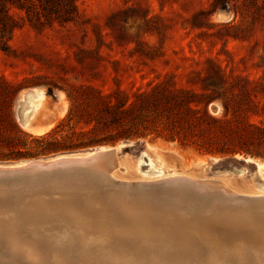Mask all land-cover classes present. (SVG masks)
<instances>
[{
    "label": "rangeland",
    "instance_id": "1",
    "mask_svg": "<svg viewBox=\"0 0 264 264\" xmlns=\"http://www.w3.org/2000/svg\"><path fill=\"white\" fill-rule=\"evenodd\" d=\"M76 5L75 22L41 28L25 22L24 13L10 11L19 28L7 41V48L0 49V107L2 100H9L11 120L20 133L38 136L18 124L16 99L23 90L43 89L48 110L55 115L50 131L66 117L75 99L79 107L74 109L73 124L80 113L91 109L86 101L93 97L131 99L134 93L166 80L177 89L196 94L201 101L213 97L207 111L214 118L232 119L235 111L234 115L242 114L252 124L264 122L260 116L264 112V5L260 0H78ZM221 98L230 104L229 113L224 111ZM1 112L0 136L10 139L15 132ZM118 142L132 144L120 157H127L136 167L140 153L149 145L185 169L211 158L223 160L204 169V177H213L216 172L236 174L241 169L228 161L232 158L203 155L153 137L3 158L0 163L45 159ZM147 156L150 164L155 162L153 156ZM256 162L264 165L262 160ZM251 172L222 176L243 188L253 182Z\"/></svg>",
    "mask_w": 264,
    "mask_h": 264
},
{
    "label": "bare ground",
    "instance_id": "2",
    "mask_svg": "<svg viewBox=\"0 0 264 264\" xmlns=\"http://www.w3.org/2000/svg\"><path fill=\"white\" fill-rule=\"evenodd\" d=\"M48 108L42 88L21 91L19 126L45 134L55 120ZM139 160L117 149L110 172L44 167L0 180V264H264L263 164L238 188L222 175L244 170L204 177L207 162L185 169L149 145Z\"/></svg>",
    "mask_w": 264,
    "mask_h": 264
},
{
    "label": "trees",
    "instance_id": "3",
    "mask_svg": "<svg viewBox=\"0 0 264 264\" xmlns=\"http://www.w3.org/2000/svg\"><path fill=\"white\" fill-rule=\"evenodd\" d=\"M77 1L0 0V49L7 48V41L19 28L11 9L24 13L25 22L30 26L50 27L75 22ZM260 1L264 5V0ZM212 98L201 101L196 94L177 89L166 80L147 91L134 93L131 99L93 97L86 101L91 109L80 113L78 121L73 124L74 109L79 107L75 99L66 117L50 131L38 136L17 131L11 120L9 100H2L1 117L15 136L10 139L0 136V159L46 155L153 137L192 148L203 155L222 158L239 155L264 161V122L252 124L244 115H234L235 111L232 119L214 118L207 111ZM221 100L224 111L229 113L230 104ZM260 116L264 118V112Z\"/></svg>",
    "mask_w": 264,
    "mask_h": 264
},
{
    "label": "water",
    "instance_id": "4",
    "mask_svg": "<svg viewBox=\"0 0 264 264\" xmlns=\"http://www.w3.org/2000/svg\"><path fill=\"white\" fill-rule=\"evenodd\" d=\"M29 90V89H27ZM26 91V90H24ZM19 95V94H18ZM17 95V98H18ZM17 100V99H16ZM128 142H118L114 146H99L89 149H84L82 151H76L72 153L60 154L50 158L45 159H36V160H23L17 161L14 163H0V180L6 181L11 176L19 175L22 176L25 172L33 170H41V168H47L50 174H54L53 170H59L58 173H71L76 172L79 174H84L86 172H94L99 168L101 171L98 172H110L116 166V155L117 149L120 150V153H123L125 149L131 148L132 146L128 145ZM240 159L232 158V163L236 164L240 170H237V173L240 171H252L256 169L255 161H258L252 157H243L240 156ZM223 160H218L216 158H211L207 161L208 168L212 165H218L222 163ZM164 181L153 184L155 190H161ZM194 188H201V186L206 184H199L192 182ZM181 192H176V196L180 197ZM241 199L240 197H236Z\"/></svg>",
    "mask_w": 264,
    "mask_h": 264
}]
</instances>
